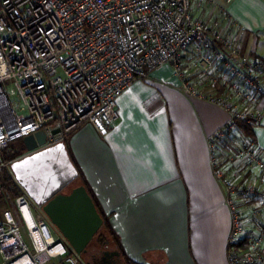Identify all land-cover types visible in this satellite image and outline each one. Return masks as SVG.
<instances>
[{"label": "built area", "instance_id": "built-area-1", "mask_svg": "<svg viewBox=\"0 0 264 264\" xmlns=\"http://www.w3.org/2000/svg\"><path fill=\"white\" fill-rule=\"evenodd\" d=\"M206 1L0 0V264H86L15 180L9 146L45 131L47 148L84 124L115 126L121 96L163 66L187 97L227 113L208 144L231 216L228 262L264 264V149L248 134L264 119V58L196 18L193 5ZM222 18L245 32L226 10ZM192 46L197 58L186 64ZM3 177L18 195L6 193Z\"/></svg>", "mask_w": 264, "mask_h": 264}, {"label": "crops", "instance_id": "crops-1", "mask_svg": "<svg viewBox=\"0 0 264 264\" xmlns=\"http://www.w3.org/2000/svg\"><path fill=\"white\" fill-rule=\"evenodd\" d=\"M224 10L245 32L224 22ZM192 12L234 35L243 54L264 58L263 0H208ZM195 49L185 53L186 64L197 58ZM146 72L118 100L115 126L82 125L67 138L68 150L127 259L229 264L231 216L208 144L228 115L183 94L170 66ZM254 137L264 149V119Z\"/></svg>", "mask_w": 264, "mask_h": 264}, {"label": "water", "instance_id": "water-1", "mask_svg": "<svg viewBox=\"0 0 264 264\" xmlns=\"http://www.w3.org/2000/svg\"><path fill=\"white\" fill-rule=\"evenodd\" d=\"M60 132L56 129L53 134ZM47 138L45 131L24 138L27 153L12 163L11 170L20 187L42 208L75 254L81 256L103 227L104 219L84 185L65 193L78 179L79 171L67 144L60 142L44 148ZM110 256L121 258V252L115 250Z\"/></svg>", "mask_w": 264, "mask_h": 264}, {"label": "trees", "instance_id": "trees-1", "mask_svg": "<svg viewBox=\"0 0 264 264\" xmlns=\"http://www.w3.org/2000/svg\"><path fill=\"white\" fill-rule=\"evenodd\" d=\"M248 134L254 136V133H252L250 131ZM19 141L20 142L16 141L17 144H14L15 143L14 142L9 146L8 151L5 153L6 160L13 161V160H16V159L23 157L27 153L25 146L23 144V141L22 140H19ZM65 143H66V141H65ZM68 152H69V155H70L74 165L78 169V167L74 161V158L72 157L69 150H68ZM78 171H79V169H78ZM3 183H4L3 184L4 188L7 189L14 196H16L20 193V191H21L20 187L14 182V180L12 178L7 177L6 181H3ZM74 184H75V187H73V188H77L78 186H81V185H84L86 187V183L83 180V177H82V174L80 171H79L78 179L72 185H74ZM66 190H65V193L69 194L66 192ZM87 190L90 193V195L92 196V198H93V200H94V202H95V204L99 210V213L101 214V216L104 219L103 227L101 228V230L98 232V234L95 236V238L93 239V241L90 243V245L88 247L89 248L97 247L99 249H107L111 245H114L115 246L114 249L119 250L121 252V263L122 264H136V263L130 261L129 259H127L124 255H122V248L120 246V243H119V240H118L116 234L112 230V228H111L108 220L106 219V217L100 212L99 206H98L95 198L93 197L92 193L90 192V190L88 188H87ZM105 233H107L108 236H106Z\"/></svg>", "mask_w": 264, "mask_h": 264}, {"label": "flooded vegetation", "instance_id": "flooded-vegetation-1", "mask_svg": "<svg viewBox=\"0 0 264 264\" xmlns=\"http://www.w3.org/2000/svg\"><path fill=\"white\" fill-rule=\"evenodd\" d=\"M113 251H115V249H99L97 247H87V252L85 254H82L80 258L86 264H120V257L110 256Z\"/></svg>", "mask_w": 264, "mask_h": 264}, {"label": "rangeland", "instance_id": "rangeland-1", "mask_svg": "<svg viewBox=\"0 0 264 264\" xmlns=\"http://www.w3.org/2000/svg\"><path fill=\"white\" fill-rule=\"evenodd\" d=\"M7 92H8V94H9L10 98L12 99V101H17V94H16V90H15L13 84H11V83H7ZM17 142H20V141H17ZM17 142H15L14 144H17ZM16 148H17V147H16ZM1 179H2V178H1ZM6 179H7V177H3L2 180H3V181H6ZM73 187H75V184L72 185V186H70V187L66 190V192H67V193H70V192L74 189ZM5 190H6V193H7L10 197H13V196H14V195L11 194L7 189H5ZM4 207H7V206H6V203H5V202H2V203H1V208H4ZM53 227H54V226H53ZM53 229H54V232H55L56 235H58L59 237H62V238H63L62 234L60 233V231H59L57 228L54 227ZM105 235L108 236L107 233H105ZM109 248L114 249L115 246H114V245H111Z\"/></svg>", "mask_w": 264, "mask_h": 264}]
</instances>
